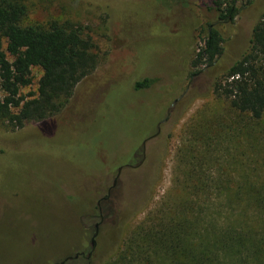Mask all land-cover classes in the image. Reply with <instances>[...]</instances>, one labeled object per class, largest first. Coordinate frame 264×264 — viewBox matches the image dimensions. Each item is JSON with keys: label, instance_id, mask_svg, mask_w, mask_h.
<instances>
[{"label": "rangeland", "instance_id": "rangeland-1", "mask_svg": "<svg viewBox=\"0 0 264 264\" xmlns=\"http://www.w3.org/2000/svg\"><path fill=\"white\" fill-rule=\"evenodd\" d=\"M34 1L31 22L82 24L100 63L58 115L17 130L0 124V264H54L78 251L88 253L94 224L101 220L98 201L121 165L140 162L142 143L155 133L164 108L168 121L147 143L144 164L124 171L103 205L91 261L77 263L107 264L150 211L169 194L177 198L182 193L174 180L178 150L192 134L189 125L196 115L213 101L214 77L249 45L264 0H235L239 11L230 19L220 18L216 2L225 9L232 0ZM211 25L225 40L222 53L202 64L193 80V62ZM33 73L34 84L23 89L25 94L38 89L43 72L36 68ZM145 78L157 82L134 91ZM254 124L263 135L264 126L260 132L261 123ZM237 144L232 141L222 169L232 179L231 189L245 175L238 169L241 158L248 156L249 182H257V174L264 177V149L251 147L243 157L233 150ZM213 204L218 208L217 198Z\"/></svg>", "mask_w": 264, "mask_h": 264}, {"label": "trees", "instance_id": "trees-1", "mask_svg": "<svg viewBox=\"0 0 264 264\" xmlns=\"http://www.w3.org/2000/svg\"><path fill=\"white\" fill-rule=\"evenodd\" d=\"M34 3L0 0V124L8 130L61 113L76 86L100 63L93 38L82 24L70 19L31 22ZM234 3L221 9L222 1L216 2L221 19L238 13ZM224 41L210 26L205 46L194 59L197 70L192 77L222 53ZM36 68L43 72L38 89L25 94L23 89L34 84ZM156 82L145 78L133 89H150ZM211 89L213 101L189 125L192 134L177 153L174 180L182 193L177 198L169 194L150 211L128 235L117 258L107 264H264V177L257 174V182H249L248 156L237 161L238 169L246 170L237 188L228 187L232 179L222 172L233 140L238 141L233 150L243 157L251 147L264 149V134L257 133L254 124L261 123V132L264 14L249 45L214 77ZM166 90L165 94L172 89Z\"/></svg>", "mask_w": 264, "mask_h": 264}, {"label": "water", "instance_id": "water-1", "mask_svg": "<svg viewBox=\"0 0 264 264\" xmlns=\"http://www.w3.org/2000/svg\"><path fill=\"white\" fill-rule=\"evenodd\" d=\"M179 100H180L179 98L175 99L174 104H176ZM172 107H173V105L169 108L168 113H170ZM167 121H168V117H166L164 120H162V121L160 122V124L158 125V128H157V132H156L154 135L150 136L149 138H147V139H145V140L143 141V143H142V146H143V158L140 160V162H139L137 165H132V164H128V163H126V164L121 165V166L119 167V169H118V173H117L116 178L114 179V182H113L112 188H115V187H116V185H117V183H118V179L120 178L121 174H122L124 171H128V170H130V169H137V168L141 167V166L144 164V162H145V160H146V147H147V143H148L149 141L153 140L154 138L158 137V136L161 134V132H162L161 125H162V124H165ZM110 194H111V190H110V192H109V194H108V198L110 197ZM99 226H100V223L97 224V230H96V233H95L94 237L92 238V241H91L92 251L89 253L88 258H91L93 252H94L95 249H96V246H97L96 238H97L98 233H99V230H98V229H99ZM75 258H78V255H77ZM71 259H72V258H71ZM65 263H66V261H63V262H61V263H59V264H65Z\"/></svg>", "mask_w": 264, "mask_h": 264}, {"label": "flooded vegetation", "instance_id": "flooded-vegetation-1", "mask_svg": "<svg viewBox=\"0 0 264 264\" xmlns=\"http://www.w3.org/2000/svg\"><path fill=\"white\" fill-rule=\"evenodd\" d=\"M211 27L213 28L214 27V25H211ZM202 72V71H201ZM200 72V73H201ZM200 73L199 74H196L195 76H193V80H194V78L196 77V76H199L200 75ZM189 87H190V85H189ZM188 87V88H189ZM173 106L175 105L174 104V102H173V104H172ZM171 105V106H172ZM165 118H162L160 121H159V123H158V125L160 124V122L162 121V120H164ZM158 125H157V128H158ZM162 125H164V124H162ZM162 125H161V128H162ZM157 132V131H156ZM155 134V133H154ZM153 134V135H154ZM149 138V137H148ZM157 138V137H156ZM155 139V138H154ZM142 153H141V159L143 158V146H142ZM133 161V160H132ZM132 161H130V162H132ZM128 164H132V165H134L133 163H128ZM116 178V177H115ZM114 182V181H113ZM113 185V184H112ZM114 188H112V186L107 190V194L104 196V197H102L99 201H98V203H97V208H98V210H99V213H100V224L103 222V219H104V217H103V204L105 203V202H107L110 198H111V194H110V197L108 198V194H109V192H110V190H111V192H112V190H113ZM97 224H99V223H96V224H94V232L92 233V237H91V240H90V251L88 252V253H86L85 252V250H82V251H78V252H76L75 253V255H73V256H68V257H66L65 259H63L62 261H60V262H56V263H54V264H59V263H61V262H63V261H66V263L65 264H72V263H75V264H77V263H79L80 261H82L83 259H85L86 261H87V263L88 262H90L91 261V259H92V257H93V255H94V252H93V254H92V256H91V258H88V255H89V253L92 251V246H91V241H92V238L94 237V235H95V233H96V230H97ZM99 230V229H98ZM97 248V247H96ZM96 250V249H95ZM78 255V258H75L76 256ZM72 258V259H71Z\"/></svg>", "mask_w": 264, "mask_h": 264}]
</instances>
